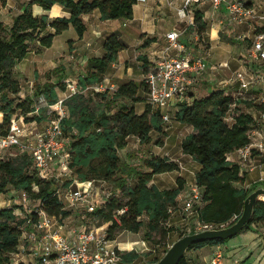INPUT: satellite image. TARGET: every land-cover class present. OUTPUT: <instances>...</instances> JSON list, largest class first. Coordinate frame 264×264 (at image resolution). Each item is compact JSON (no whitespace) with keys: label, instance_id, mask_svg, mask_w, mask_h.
<instances>
[{"label":"trees","instance_id":"16d2710c","mask_svg":"<svg viewBox=\"0 0 264 264\" xmlns=\"http://www.w3.org/2000/svg\"><path fill=\"white\" fill-rule=\"evenodd\" d=\"M7 4L8 0H0V7H6ZM137 4V0H30L11 26L0 20V112L4 116L0 123V135L8 134L14 118L24 117L27 124L45 122L46 109L37 113V102L45 98L53 105L58 102L60 92L66 90L65 75L59 74L60 70L57 69L53 72L59 76L57 81L37 84L33 95H21L22 85L15 76V70L34 45L50 48L55 37L71 27L82 39L88 31L83 16L95 11L101 13L102 21L132 20ZM35 5L47 12L55 5H60L70 13V17L51 19L49 15L35 16ZM194 18L195 31L203 35L207 30L204 14L195 9ZM154 42L155 39L146 40L141 50L150 48ZM128 48L119 33L109 36L104 43V54L87 60L86 72L78 78L79 85L88 88L104 82L109 67ZM138 59L143 63L142 69L146 75L150 66L148 56L144 54ZM148 91L145 79L140 85L130 80L119 83L114 93L93 92L96 98L77 94L65 102L69 114L62 120V127L70 138L71 176L67 188L75 180L105 182L113 185L126 198L122 201L119 196H114L91 214L99 226L109 225L106 231L108 241H116L122 232L138 234L143 228H146L148 239L157 232L166 238L173 230L168 226L173 216L170 211L183 213L180 196L185 190L186 179L180 176L177 187L171 189H160L152 184L156 175L180 172L178 162L169 157L150 156L142 161V166H134L120 155V151L128 147L131 137L137 138L145 146L152 143L154 132L166 135L161 112L147 104ZM96 99L99 102L92 106ZM193 99L192 104H181L175 112V118L185 126L194 128V132L184 137L182 149L185 155L200 165L196 185L202 190L203 205L199 208L197 220L214 228L226 227L242 216L249 194L264 187L262 181L253 188H245L240 164L229 160L231 154L251 143L250 134L257 122L248 111L256 108L261 112L264 107L254 101L226 95L222 90ZM141 103L146 104L143 113L137 110V105ZM229 115L232 122L227 120ZM47 118L49 120L50 117ZM159 144H162L161 140ZM10 189L25 192L49 217L60 223L73 215L72 210L66 209L55 182L38 175L30 154L0 160V194L8 193ZM125 207L127 211L120 216V222L116 221V211ZM38 221L36 213L20 221L14 208L0 209V264H13V257L19 253L22 245L24 226ZM262 222L264 200L256 204L254 216L244 231ZM226 242L214 240L200 243L188 252L221 246ZM120 255L123 264H132L140 257L135 251L120 252ZM159 261L156 258L151 264ZM180 264H189L187 255Z\"/></svg>","mask_w":264,"mask_h":264},{"label":"built area","instance_id":"2783aa9c","mask_svg":"<svg viewBox=\"0 0 264 264\" xmlns=\"http://www.w3.org/2000/svg\"><path fill=\"white\" fill-rule=\"evenodd\" d=\"M205 0H185V6L179 10L181 18L190 16V25L195 26L194 12L192 5L200 4ZM207 1V0H206ZM217 11L226 8L229 21L243 20H264V16L258 15V10L264 4V0H208ZM148 0H137L138 4H145ZM182 34L178 31L169 32L166 42L154 60H150L145 80L148 85L147 104L162 114L165 123L171 121V110L178 108L181 104H192L193 95L200 78L208 70V62L202 55H195L182 42ZM250 49L243 61V68L236 72L235 81L240 83L243 93L238 97L247 101H254L257 105L264 107V27L258 29L253 38L250 39ZM252 65V66H251ZM227 67L228 64H222ZM254 69V72L252 71ZM109 81L94 86L83 88L78 80L67 79L66 90L60 93L58 102L50 105L45 98H40L36 104L37 113L45 108L50 116L43 131L37 130V123L27 124L24 117L12 120L8 134L0 135V160L16 158L22 154H30L34 160V169L38 175L46 180H58L63 174L69 173L70 165V138L65 135L62 127V120L69 114L66 101L77 94L89 92L106 93L116 91L115 86H108ZM257 87L261 92L256 95L251 88ZM177 109V110H178ZM228 121L232 122L229 115ZM256 125L251 131V143L236 153L238 164L242 172L246 170L247 164L251 163L256 155L264 156V110L259 117L255 118ZM101 186L95 181L79 182L77 180L68 188L66 193L58 188V194L64 198V202L73 208L82 204L92 214L98 208L106 204L117 193H105V198L99 200ZM23 201H30L25 192H21ZM96 193V199L93 194ZM182 196V197H181ZM180 196L183 213L198 215L199 208L203 205L202 190L194 184L191 191ZM127 211V208L117 210L115 220L120 222V216ZM39 221L34 227L47 235L52 242L45 244L44 250L37 254V261L34 264H118L122 263L120 249L116 246H109L110 242L101 234L98 229L80 228L77 238L68 241L57 233L51 234L50 227L54 218L49 217L45 211L38 207L36 212ZM175 215L173 210L170 211ZM29 223L31 221L29 220ZM198 229L205 231L215 229L212 225L197 223ZM225 227V226H224ZM201 231V232H202ZM224 252L218 249L211 264H224Z\"/></svg>","mask_w":264,"mask_h":264},{"label":"rangeland","instance_id":"374dc122","mask_svg":"<svg viewBox=\"0 0 264 264\" xmlns=\"http://www.w3.org/2000/svg\"><path fill=\"white\" fill-rule=\"evenodd\" d=\"M13 2L17 4V0H14ZM141 9L142 5L137 7L138 17H140V14L142 15ZM53 14H57V11H53ZM1 16L7 22H9L11 19L8 12H5ZM139 23H141V20H138V22L136 23H129L124 19L108 21L105 25L101 23L98 29H101L100 31H102V36H100L99 34L94 35L92 29L89 28L86 33L87 41L84 42H80L81 40L79 39L77 31L74 27H71L61 36L57 37L54 46L50 49H47L44 53V56H52L57 54L59 55L63 52V50H65L66 54L61 60H67V62L62 63V66L59 68V74L62 73L61 69L64 68L67 74L65 75L66 80H76L86 72L87 57H96L101 52H104V43L106 39L114 33H119L121 36L123 35L122 38L129 45V48L121 52V59L118 61L117 66L109 71L107 75L109 82L107 84L108 86H112L132 79L135 83L140 85L144 80V73L142 69L143 63L140 62L138 58L140 56H143V54H145L146 52H144V50H141L143 52L140 55H137L138 41L141 36L139 32ZM172 23L173 22L169 24L159 23L158 25H162L164 27L163 30L166 31L174 27ZM231 36L232 38H222V40L227 44L225 45V48L229 49L230 51L233 50L234 46V43L232 42V40H234V35L231 34ZM73 40H77L79 43L75 48L72 47V49H70V45H73L74 43ZM89 40H91V42ZM87 42L94 44L92 45V47H88ZM35 46L37 45H34L33 49L35 48ZM246 46L248 45L246 44ZM214 48L217 49V57L214 58L213 64L217 63L219 65V63H230L229 60L231 54L229 52L225 51L223 47L214 46ZM197 49H199V47ZM200 55H203V53ZM32 74L33 70L29 72V75H31V77H33ZM55 75L56 74L53 75L52 79L54 81H57L58 78H56ZM119 76H121L123 79H120ZM48 78L50 77L46 73L45 75L40 76V78H37L38 80L33 81V83H30V79L21 81L24 94L21 95H33L35 86L37 84L45 83L49 80ZM85 96L88 98H96L95 93L93 92L86 93ZM98 102L99 100L96 99V101L93 102L92 106L97 105ZM145 108L146 104H140L138 106V111H144ZM177 109L178 108H173V110H171V121L165 123V127L167 129L166 135H160L159 133L154 132L152 143L145 146L140 145L135 139H132L128 148L120 151V155L124 161H137L135 163L136 166H142V161L150 156L166 157V155H170L174 161H182L185 167L183 176H185L189 180V183H192L194 173L196 171L195 167L199 164L194 163L190 156L185 155L183 152L182 138L187 133V127L184 124L178 122L175 118V112L177 111ZM47 112V110H45L44 112L46 121L41 124H37L38 131H43L46 126V122L48 121L47 117H50ZM251 112L254 116H259L260 114V111L256 108L252 109ZM2 117L3 114L0 112V122H2L3 120ZM263 125L264 124L262 123L261 126ZM160 140L162 141V144H159ZM164 141H166V147L163 146ZM179 177V172H171L158 175L157 180L159 181L166 178V185H168L169 187L170 183H174L176 185ZM169 178L173 180L171 181ZM70 179L71 176L70 173H68L67 175H61L59 179L55 180L54 182L56 186L61 189V192L66 193V191H69V187L67 188L66 184L70 181ZM247 181L248 183H251L252 177H249ZM132 183H134L133 180ZM193 186L194 184L190 187L189 192L191 191ZM254 186L255 185H252L251 188H253ZM104 192L117 193L120 200H126L125 196L121 192L116 191L115 187L111 184L101 186L99 192V200L105 198ZM93 197L96 199V193L93 194ZM62 199L64 200L63 197ZM260 199L264 200V195H262ZM29 200L30 201H28V203L24 202L21 192L10 189L8 193L0 194V209L12 207L15 209L19 220L25 221L26 219L30 218L33 212H36L39 207L36 201H33L31 199ZM66 209L72 210L73 212V215L65 221L68 225L73 227L85 226V229L88 230L99 227L93 216L82 204H79L78 206L73 208L66 205ZM197 223V214L195 212L193 214L178 212L168 222V226L172 227L173 230L170 231L169 235H167L166 238H162L160 233L157 232L153 233L152 237L148 239L146 236V228H143L140 233L134 235H131L129 232H122L115 242L124 252L135 251L140 254V257L132 264H151L156 258H159L161 260L167 254L168 250L173 246V244L180 240L182 236L186 237L188 235H193L195 233L201 232L202 230L198 229ZM103 226L104 232L106 233L109 225L106 224ZM24 227L26 229L27 225H25ZM218 249H221L224 252V264H264V224L260 226L259 232L253 230L242 231L234 238L227 240L224 246H219L217 248L209 246L203 249L192 251L191 254L188 255L189 264H210V260L213 258L215 252Z\"/></svg>","mask_w":264,"mask_h":264},{"label":"crops","instance_id":"0c3cea01","mask_svg":"<svg viewBox=\"0 0 264 264\" xmlns=\"http://www.w3.org/2000/svg\"><path fill=\"white\" fill-rule=\"evenodd\" d=\"M13 1L14 0H8V4L6 7H2V6L0 7V20L4 21L7 25L10 26L13 24L14 19L24 11L26 3H28L30 0H17V4L14 3ZM140 5H142V9H141L142 15L140 14V17H138L137 7ZM184 6H185V0H148V2L145 4L135 5L134 18L132 20H127V21L129 23H134V22L136 23L138 22V20H141V23H139V32L141 36L138 41L137 55H140L143 52L141 51L140 48L146 42V40L155 39V42L151 45V47L144 50V52L147 53L145 54L148 56V59L151 61L154 60L159 54V51L161 50L160 48H162V46L166 42L167 34L172 31H178L182 34L181 42L195 55L198 54L200 55L203 53L202 56L205 57L208 62V70L204 74V76L200 78L194 92L192 93L193 97L201 98L209 95L213 91L222 90L225 92L226 95L237 98L241 93H243V91H241L240 83L235 81L236 72L241 70V68H243V61L246 58V55L251 45L250 39L254 37L258 29L264 27V20H243L241 22L229 21L225 7L222 8L221 11H217L214 9L210 1L205 0L200 4L192 5V11L194 12L195 9L200 10L204 14V21L207 23L206 32L203 35H199L195 31V26L190 25V21H191L190 16L187 18H181L179 16V10L182 9ZM55 10L57 11V14H53V11ZM5 12H8V14L10 15L11 19L9 22L5 21L1 16ZM33 12L35 16L49 15L51 19L58 17H67V18L70 17V13L60 5H55L52 8V10L48 12L44 11L43 8H41L40 6L35 5L33 7ZM258 15L264 16V4L258 10ZM83 20L87 25L88 29L89 28L92 29L94 35L99 34L100 36H102V31H100L101 29H98L100 24L102 23L103 25H105L106 22H108V21H102L101 13L99 11H95L93 14L83 16ZM171 22H173L172 24L174 27L166 31L163 30L164 27L162 25L161 26L158 25L159 23L169 24ZM231 34L234 35V40H232V42L234 43L232 51L225 48V45L227 44L225 41L222 40V38L224 39L227 37L232 38ZM143 35H145V38H142ZM57 37H55L54 39L53 46L57 40ZM80 40H81L80 42L87 41L86 34ZM73 41L74 43L73 45H70V49H72V47L75 48L79 43L77 40H73ZM89 41L91 42V40ZM93 44L94 43H88L87 46L92 47ZM246 44L248 46H246ZM214 46L223 47L225 51L231 54L229 60L230 63L229 62L224 63V64H228L227 67H222L221 66L222 63H219V65L217 63L213 64L214 58L217 57V49L214 48ZM198 47L199 49H197ZM50 48H45L40 45L35 46L34 49L32 48V51L27 55V57L17 65L15 70L16 78L19 79L20 82L26 79H30V83H33V81L38 80L37 78H40V76H43L47 73L50 77L48 78L49 79L48 81L55 82L52 79L54 75L53 72L59 69L62 66V63L67 62V60H61L66 54V51L63 50V52L59 55L57 54L52 56H44L45 51ZM103 54L104 52H101L96 57H101ZM121 54L122 53H120L117 62L109 67L106 74V80L109 81L107 75L112 68L117 66L118 61L121 59ZM89 58L91 57H87L86 63ZM31 70H33V74H32L33 77L29 75V72H31ZM61 70H63L61 74L67 75L65 72L66 70H64V68H62ZM252 71L254 72V69ZM55 77L59 78L58 75H55ZM119 78L123 79L121 76H119ZM143 78H145L144 74H143ZM118 85L119 84L113 86L117 88ZM250 92H254L256 95H258L261 92V90L257 87H253L251 88V91L249 90L246 93H250ZM21 94H23V86H22ZM141 104H145V103H141ZM139 105L140 104L137 105V110ZM139 113H143V111ZM248 113L253 115L251 110H249ZM258 117L259 116H254V118H258ZM186 127H187L186 128L187 133L183 136L182 141L185 136L194 132L193 127L191 126H186ZM132 139H135L140 144L139 140L135 137H131L129 139V144ZM163 146L164 147L167 146L166 141H164ZM237 154L238 153L236 152L231 154L229 156V160L237 163L238 162ZM166 157L172 159L170 155H166ZM190 158L193 160L192 157ZM127 161L130 164L136 166L135 163L137 161H129V160ZM177 162H179L181 166V171L179 172V175L184 179H186L187 181L185 190L183 192V194H186L189 193L190 187L196 183V174L200 170V165L195 167L196 171L194 173L193 182L189 183V180L185 176H183V171L185 170V167L182 161H177ZM194 163L197 162L194 161ZM246 167H247L246 170L243 172V175L245 177V184H244L245 188L250 189L252 185L264 181V156L256 155V157L253 158L252 162L247 164ZM157 176L158 175L154 177L152 184L158 186L160 189H171L177 187V184L175 185L174 183L173 184L170 183L168 187V185H166V178L158 181ZM249 177H252L251 183H248L247 181ZM170 180L172 181L173 179ZM97 184L106 185L107 183L97 182ZM39 219L40 218L38 217V220ZM56 221H57L56 219L52 221L50 227L51 234H48V236L50 235L52 236L55 233H57L60 237L68 241L76 240L77 233L80 231L81 227H77V226L73 227L68 225L66 222L60 223ZM262 223L253 224L249 230L259 232L260 226L264 224ZM95 229L100 230L101 234L106 237V233L104 232V226L103 227L99 226ZM130 234L134 235L132 233ZM46 235H47L46 233L37 230L33 224L27 226L25 229L22 245L19 249V253L13 257V264H34L37 261V257H38L37 254H39L42 250H44L45 244H50L52 242L50 238L45 237ZM116 245L117 244L115 241L110 242L109 244V246H116ZM224 245L225 244L221 246ZM212 247L217 248L219 246H212ZM191 252L187 253V258L189 257L188 255H190ZM210 264H211V260H210Z\"/></svg>","mask_w":264,"mask_h":264},{"label":"water","instance_id":"95a60500","mask_svg":"<svg viewBox=\"0 0 264 264\" xmlns=\"http://www.w3.org/2000/svg\"><path fill=\"white\" fill-rule=\"evenodd\" d=\"M262 195H264V187L255 189L246 198L243 214L235 223L226 227L205 230L181 238L173 244L167 254L156 264H180L189 249L194 245L208 241L234 238L244 231L246 225L252 220L256 204L262 201L260 199Z\"/></svg>","mask_w":264,"mask_h":264}]
</instances>
